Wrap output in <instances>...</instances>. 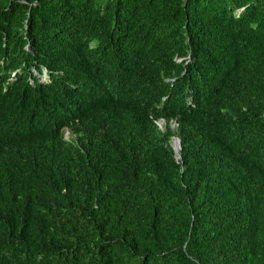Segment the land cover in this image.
<instances>
[{
	"label": "trees",
	"instance_id": "1",
	"mask_svg": "<svg viewBox=\"0 0 264 264\" xmlns=\"http://www.w3.org/2000/svg\"><path fill=\"white\" fill-rule=\"evenodd\" d=\"M0 264H264V0H0Z\"/></svg>",
	"mask_w": 264,
	"mask_h": 264
},
{
	"label": "clouds",
	"instance_id": "2",
	"mask_svg": "<svg viewBox=\"0 0 264 264\" xmlns=\"http://www.w3.org/2000/svg\"><path fill=\"white\" fill-rule=\"evenodd\" d=\"M172 123H174L175 126ZM156 124L158 125V127L161 130H164L165 129V121H164L163 118L157 120L156 121ZM170 125H171V128L172 129H175L176 126H177V123L174 122V121H172ZM64 133H65V137L68 138L69 137V134H70V131H69V129L67 127L65 128ZM178 138H179L178 136H174L171 139V144H172V147L174 149V153H175V158L176 159H179L180 158V149H181V144H180V141L178 140Z\"/></svg>",
	"mask_w": 264,
	"mask_h": 264
},
{
	"label": "rangeland",
	"instance_id": "3",
	"mask_svg": "<svg viewBox=\"0 0 264 264\" xmlns=\"http://www.w3.org/2000/svg\"><path fill=\"white\" fill-rule=\"evenodd\" d=\"M174 125V123H172ZM175 126V125H174ZM67 133V132H66Z\"/></svg>",
	"mask_w": 264,
	"mask_h": 264
},
{
	"label": "water",
	"instance_id": "4",
	"mask_svg": "<svg viewBox=\"0 0 264 264\" xmlns=\"http://www.w3.org/2000/svg\"><path fill=\"white\" fill-rule=\"evenodd\" d=\"M178 140L180 141V139L178 138Z\"/></svg>",
	"mask_w": 264,
	"mask_h": 264
}]
</instances>
